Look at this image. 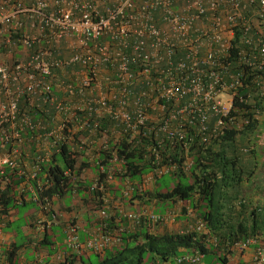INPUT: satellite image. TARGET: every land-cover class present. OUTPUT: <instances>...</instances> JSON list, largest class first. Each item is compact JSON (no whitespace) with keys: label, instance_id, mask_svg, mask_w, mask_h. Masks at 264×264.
<instances>
[{"label":"built area","instance_id":"built-area-1","mask_svg":"<svg viewBox=\"0 0 264 264\" xmlns=\"http://www.w3.org/2000/svg\"><path fill=\"white\" fill-rule=\"evenodd\" d=\"M18 47L26 54L14 58ZM245 68L253 72L248 82ZM242 86L246 95L239 94ZM236 97L249 107L235 106ZM261 105L264 0H0V188L5 168L15 169L20 193L29 186V198L46 213L42 227L56 220L52 200L59 194L42 193L38 173L41 164L59 161L63 145L73 152L75 166L91 163L105 171L89 184L93 193L101 191L98 199L124 162L111 150L106 168L101 151L122 137L152 138L154 165L139 183L126 181L121 193L130 197L135 187L145 191L157 175L175 168L161 161L163 141L186 142L191 127L202 141L223 133L227 124L242 129L249 112L264 115ZM64 173L72 180L78 174L69 168ZM20 193L15 201H23ZM93 207L99 221L85 239L74 222L68 226L65 242L77 252L100 253L121 241L125 227L110 226V211L96 201ZM6 217L0 203V226ZM123 217L132 230L171 220L175 212L130 209ZM204 228L197 218L193 229ZM250 243L249 264H264V241L237 244ZM201 256L184 251L173 258L197 264ZM21 264H37V258Z\"/></svg>","mask_w":264,"mask_h":264},{"label":"trees","instance_id":"trees-1","mask_svg":"<svg viewBox=\"0 0 264 264\" xmlns=\"http://www.w3.org/2000/svg\"><path fill=\"white\" fill-rule=\"evenodd\" d=\"M251 74L252 70L245 68L244 82H248ZM245 87L239 88V94L246 95L248 89ZM234 105L239 109L242 106L249 107L248 102L244 104L238 101L237 97ZM250 114L249 112V122L242 129H235L227 124L223 133L208 137L205 141L201 140L194 127L189 128L186 142L181 139L163 141L158 148L162 156L161 161L166 164L175 163V168L157 175L151 189L140 192L135 187L130 196H142L145 201L154 203L156 212H161L165 205L177 201L181 202L183 212L189 204L197 218L203 221L204 230L155 232L152 228L157 223H142L132 230H127V233H120L121 241L100 252L104 254L98 264H164L174 261L173 257L183 248L187 252L198 251L202 255L209 251L219 253L218 258L225 263L224 253L231 245L248 238L264 241V189L263 185H253L262 182L250 180L257 168L254 159L258 150L254 141L257 140L258 134L263 132L259 127H264V115L256 118ZM252 135L254 140L251 141L249 137ZM151 140L152 138L147 136H141L138 141L122 137L112 141L108 148L101 151L100 157L106 168L110 167L107 158L111 150H116L124 159L122 170L115 169L113 172L120 188L125 185L124 180L133 184L139 183L142 176L153 167ZM72 153L63 145L57 155L58 162L41 164L38 176L42 178L44 186L42 193L49 196L54 193L61 195L72 187V178L65 174L64 170L69 168L74 172L76 169V173H79L82 167L75 166ZM187 158L191 160L189 164L186 163ZM94 167L98 177L105 175V171L101 172L98 166ZM165 174L172 178V184L162 189L158 179ZM4 175L7 180L0 188V203L6 212L7 204L15 201V189L19 187L21 178L15 169L10 168H5ZM31 183L36 184L35 181ZM118 188L116 185L105 183V191ZM20 194L23 195V192ZM93 194L100 196L101 191L96 190ZM120 195L124 197L122 193ZM90 199L100 205L104 202L101 197L96 199L91 196ZM163 201H166V204L161 206L159 203ZM110 217L108 223L111 222L112 215ZM122 220L126 219L123 217ZM221 250L223 253L219 252ZM7 260L8 264L14 263L15 250L7 251ZM72 261L73 258L60 264H72Z\"/></svg>","mask_w":264,"mask_h":264},{"label":"crops","instance_id":"crops-1","mask_svg":"<svg viewBox=\"0 0 264 264\" xmlns=\"http://www.w3.org/2000/svg\"><path fill=\"white\" fill-rule=\"evenodd\" d=\"M62 53L67 54L70 52V49L66 48V42L62 43ZM26 54V50L22 47H18L17 50H14L12 57L21 58ZM6 53L4 56L6 58ZM264 127L260 126L259 129H262L264 133ZM260 134H258L259 136ZM253 135L249 137V140L252 141ZM254 140V139H253ZM255 147L258 150V139L254 141ZM86 155L82 156L84 158ZM255 162L257 168L255 173L250 180H256L262 183H254L255 187L263 185L264 189V156H260L259 153H256ZM253 161V160H252ZM28 167V166H27ZM97 175V169L93 164L82 165L81 170L77 174V177L72 180V187L68 190L71 191L72 196L61 200L62 195L56 196L53 198V205L56 210V220L53 221L51 225L40 226V223L44 221L46 213L39 207L36 201L31 200L30 194L32 193L29 186L24 189L23 201H10L7 204V217L5 223L0 226V262L8 264L7 260V251L10 249L15 250L16 260L13 264H21L25 260H33L37 258V264H60L66 260V262L73 258L72 264H75L78 260L83 262V255H87L89 258L90 253H96L92 251H80L77 252L65 242V236L67 234V229L69 224L74 222L77 225V233L80 240L85 239L88 236L89 231L92 229V226L99 219V215L95 208L93 207V201L90 199L91 196L95 195L89 189V184ZM127 180H124L126 182ZM111 186L116 185L118 190L110 189L105 191L103 197L102 206L106 207L112 219L110 226L122 224L126 231H120V233H127L126 220H122L124 212L130 209L135 210H150L155 207V204L144 200V197H121L120 198V188L119 184L115 179L110 182ZM4 185H2L3 187ZM153 187V184L149 189ZM67 191V190H66ZM82 195H79L80 193ZM20 193L19 187L15 189V194ZM61 198V199H60ZM32 201L37 204L38 208H32L26 214L23 213L26 218L23 223L14 224L15 220L20 218V212L17 211V207L25 205ZM164 202V201H163ZM162 203V202H161ZM161 203H159L161 205ZM166 203V201H165ZM181 202L177 201L165 205V208L161 211L167 209H172L175 212V217L171 220H167L161 224L153 225L152 230L155 232H162L164 230H178L183 231L187 229H193L195 222L197 221V216L193 210L190 209L189 204L186 205L185 210L181 211ZM155 210V209H153ZM109 217L107 220H110ZM59 226L61 232L64 235L63 239L59 240L55 236L54 228ZM255 243H250L247 246L240 247L238 244H233L229 247L228 251L224 253L226 262L222 264H249L252 251ZM186 251L184 248L180 252ZM222 252L223 251H219ZM103 253L99 255L102 256ZM219 253L206 252L202 255L201 261L199 264H214L218 258ZM164 264H177L173 260L165 262Z\"/></svg>","mask_w":264,"mask_h":264},{"label":"rangeland","instance_id":"rangeland-1","mask_svg":"<svg viewBox=\"0 0 264 264\" xmlns=\"http://www.w3.org/2000/svg\"><path fill=\"white\" fill-rule=\"evenodd\" d=\"M257 139H258V142H259L258 153H259L260 156L263 157L264 156V133H260V135L257 137ZM158 182H159V186L161 185L160 188L165 189V187H167L169 184L170 185L172 184V178L169 175L165 174V175L161 176V178L158 179ZM82 194L83 193L81 192L79 195H82ZM71 196H72L71 191L67 190L66 192L63 193V195L61 197L62 199L61 198L60 199L63 200L65 198H69ZM121 197L122 196H120L119 200L122 199ZM164 204H166V203L162 202L161 206H164ZM32 208H38L37 204L33 203L32 201H29V203L17 207V211H19L20 214H22V215H20V218L18 220L14 221V224L23 223L25 221V219H26L24 217L23 213L25 212L27 214L29 212V210H31ZM180 208H181V206H180ZM153 209H155V207ZM60 230H61V228L59 226H56L54 228L55 236L57 237L58 241L63 239V242H64V238H63L64 235L62 234V232ZM103 254H102V256H103ZM102 256L101 255H97L96 253H90L89 254V258H88L87 255H83V260L82 261L85 262V263H82L80 260H78L77 262H75V264H98V262L102 258ZM174 262H175V260H174ZM222 263L223 262L220 259H216V261L214 262V264H222Z\"/></svg>","mask_w":264,"mask_h":264}]
</instances>
